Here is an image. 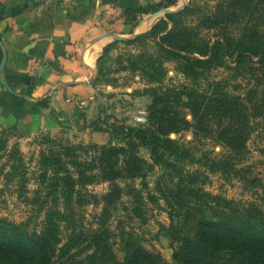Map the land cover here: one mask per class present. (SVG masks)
I'll return each mask as SVG.
<instances>
[{
  "label": "trees",
  "instance_id": "16d2710c",
  "mask_svg": "<svg viewBox=\"0 0 264 264\" xmlns=\"http://www.w3.org/2000/svg\"><path fill=\"white\" fill-rule=\"evenodd\" d=\"M166 1L160 4L176 3ZM151 6L140 5L128 15L135 18L136 11L147 13ZM118 40L154 43V52L146 55L150 63L139 66L147 82L155 83L143 89L150 96L145 119L135 125L95 121L92 129L108 132L107 141L41 148L29 190L15 147L12 161L0 165V178L5 184L15 181L30 213L20 220L0 215V264H264V204L212 193L201 180L202 174L219 172L264 189L244 161L254 124H264V0H189L148 30ZM2 55L0 49V61ZM164 60L175 63L182 80L162 83ZM218 69L229 75L213 77ZM0 96L2 104L19 109L17 93L3 86ZM38 102L46 104L43 98ZM184 131L192 138L170 136ZM197 138L221 151L196 148L191 143ZM140 145L148 147L150 159L140 155ZM0 150H6L5 139ZM155 166L166 179L156 188L170 206L172 263L147 247L131 225L147 222L145 198L159 204L146 181ZM97 183L107 188L87 189ZM87 204L95 206L90 219Z\"/></svg>",
  "mask_w": 264,
  "mask_h": 264
},
{
  "label": "rangeland",
  "instance_id": "374dc122",
  "mask_svg": "<svg viewBox=\"0 0 264 264\" xmlns=\"http://www.w3.org/2000/svg\"><path fill=\"white\" fill-rule=\"evenodd\" d=\"M188 1L176 0L175 4L168 5V7L184 5ZM200 1L208 4L214 2V0ZM160 2L167 3L166 0H67L61 4L55 0L56 5L65 11L78 10L84 13L89 10L94 17L95 25L100 28L101 33L99 35L106 34L107 37L104 38L105 42L98 51L89 54L90 69L82 62H80L78 69L63 66L64 63L62 64L59 59L60 56L62 59H70L76 55L75 52L72 55V53L62 49L60 53L53 51L50 56L33 54V56L28 57L27 67L24 68L25 74L29 77L25 91L19 90L21 89L20 84L17 82L12 84L7 78L8 75L17 70V67L13 55L9 51L10 47L4 43L0 36V41L5 50L3 65H1L3 58L0 61V89L5 86L21 95L18 96L20 101L18 110H11L9 101H5L3 105L0 104V140H6V150H0V165L6 161H12L10 160L12 159L11 154L13 149L17 147L21 152L20 158L23 165L21 169L28 178L25 189L29 190L35 185L34 178L39 168L37 159L41 148L58 150L61 148L60 145L66 143L83 145L92 141L97 143L107 141L108 132L92 129L95 121H107L116 125H135L136 120L143 121L145 119L150 96L144 93L143 89L155 83L147 82V78L142 75L139 66L150 63L146 55L154 52V43L145 40V42L136 41L126 44L119 41L115 36L118 33H122L123 36H132L148 30L160 16L157 14L150 17L154 10L163 7ZM147 4L152 5L149 12L138 14L136 11L137 16L135 18L131 14L128 15L129 11ZM191 19L190 16L188 21ZM99 35L95 37L97 38ZM112 41L115 42L102 56L103 48ZM132 63L136 64V70L132 69ZM154 65L160 68L158 63ZM163 67L165 69L163 70L165 75L162 77L164 85L182 80V75L176 69L173 61L164 60ZM67 72L72 74L71 79L73 80L71 81H76L74 78L78 77L79 80L63 83L56 76ZM211 75L220 77L229 74L225 70L223 72L222 69H218L213 70ZM42 98L46 101L45 105L38 102ZM185 111L187 112L186 109ZM187 117H190L188 112ZM254 125V130L247 140V152L244 161L249 165L251 175L258 176L264 182V124L255 123ZM101 126L105 125L101 124ZM46 136L58 141L43 142L42 138ZM170 136L182 140L192 138L190 131L171 133ZM193 142L191 145L204 150L209 149L211 154L212 150L215 153L221 151L220 145L208 139L197 138ZM139 153L142 157L150 159L148 147L140 145ZM83 159H86L85 155ZM195 164L193 162L189 164V167L191 165L194 167ZM186 168L189 169L188 166ZM202 169L204 170L205 167ZM161 172L162 169L155 166L146 176L151 192L158 196L159 204L145 198L147 222L139 224L137 221H133L131 225L136 229L147 247L160 251L165 260L172 263L173 247L167 234L169 218L166 210L170 206L169 202L160 194V190L156 188L157 182L161 185L165 184L166 179L161 177ZM202 175L201 180L205 179L203 186L212 193L236 199L254 200L259 204H264V189L261 187L246 186L245 183L236 178H227L219 172H208ZM135 181L139 187V178ZM16 188L15 181L5 184L0 178V215L14 220L25 219L30 213V207L23 196H17ZM106 188L107 183L87 185V189L94 193L101 192ZM28 193L26 192V194ZM124 197L129 198L128 195ZM94 210V204L85 206L87 218L90 219ZM174 218L177 220L178 215H175ZM177 245L176 242L173 244V246Z\"/></svg>",
  "mask_w": 264,
  "mask_h": 264
},
{
  "label": "crops",
  "instance_id": "0c3cea01",
  "mask_svg": "<svg viewBox=\"0 0 264 264\" xmlns=\"http://www.w3.org/2000/svg\"><path fill=\"white\" fill-rule=\"evenodd\" d=\"M100 33L89 10L84 13L78 10L65 11L56 5L55 0H0V36L10 47L17 67L7 78L12 84H20L19 90H26L29 77L24 68L28 64L27 58L33 54L50 56L53 51L60 53L61 49L72 55L75 52L76 56L70 59L59 57L63 66L78 69L82 62L90 69L89 54L98 51L107 37L106 34L101 37ZM96 35L99 36L96 38ZM56 76L63 83L79 80L78 77L74 78L76 81H71L70 72ZM18 95L21 96L20 93Z\"/></svg>",
  "mask_w": 264,
  "mask_h": 264
},
{
  "label": "water",
  "instance_id": "95a60500",
  "mask_svg": "<svg viewBox=\"0 0 264 264\" xmlns=\"http://www.w3.org/2000/svg\"><path fill=\"white\" fill-rule=\"evenodd\" d=\"M182 6H183V4H179V5H177L176 7H173V8L172 7H162L160 9L156 10V11H153L150 14V17H153V16H155L157 14H160V16L158 17V18H160L161 16H164L165 13L176 11V10L182 8ZM104 36L105 35H102L101 37H104ZM115 37L117 39H123V38L129 37V36L116 35ZM0 47H1V50L3 51V55H2L3 60H2V63H1V65H3L4 59H5V50L3 48V45L1 43V41H0Z\"/></svg>",
  "mask_w": 264,
  "mask_h": 264
},
{
  "label": "built area",
  "instance_id": "2783aa9c",
  "mask_svg": "<svg viewBox=\"0 0 264 264\" xmlns=\"http://www.w3.org/2000/svg\"><path fill=\"white\" fill-rule=\"evenodd\" d=\"M58 1H59V3H61V4L67 2V0H58Z\"/></svg>",
  "mask_w": 264,
  "mask_h": 264
}]
</instances>
